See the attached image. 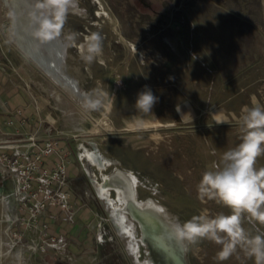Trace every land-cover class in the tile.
I'll return each instance as SVG.
<instances>
[{
    "label": "rangeland",
    "instance_id": "1",
    "mask_svg": "<svg viewBox=\"0 0 264 264\" xmlns=\"http://www.w3.org/2000/svg\"><path fill=\"white\" fill-rule=\"evenodd\" d=\"M34 2L0 0V62L41 107L46 137L67 142L80 169L69 184L93 217L78 234L61 235L43 251L47 223L21 224L17 206L0 190V264H177V257L183 264H254L242 252L217 261L220 246L209 241L185 247L170 225L201 212H228L214 201H201L197 186L202 173L240 142L243 108L253 97L264 105V0H76L64 35L47 43L31 35L27 13ZM18 17L22 21L14 29ZM216 27H230L229 39L220 42L214 33L209 39L207 30ZM73 32L74 42L65 39ZM93 32L103 37V54L86 64L82 46ZM18 34L23 43H17ZM220 48H226L224 55L219 50L214 56ZM36 52L61 66L63 80L77 87L81 101L43 71ZM253 80L261 90L257 96L234 85ZM219 82L226 86L223 93ZM146 85L158 98L147 115L135 108ZM93 89L109 97L99 110L88 111L83 95ZM215 111L228 123H217ZM91 152L101 164L87 159ZM119 172L134 181L142 206L158 209L153 211L161 230L143 227L130 212L125 214L132 235L115 222V210L124 212L128 205L117 201L115 189L103 195L95 182ZM3 173L0 162V187ZM245 227L254 234L264 231V226ZM160 236L161 251L154 246Z\"/></svg>",
    "mask_w": 264,
    "mask_h": 264
},
{
    "label": "clouds",
    "instance_id": "2",
    "mask_svg": "<svg viewBox=\"0 0 264 264\" xmlns=\"http://www.w3.org/2000/svg\"><path fill=\"white\" fill-rule=\"evenodd\" d=\"M75 5L76 0H35L27 13L33 38L47 43L64 35L69 11ZM16 15L13 10L11 16ZM77 35L73 32L65 39L74 42ZM82 49L83 61L92 64L103 54L102 35L91 33ZM108 97V92L93 89L83 95L82 106L85 110L97 111ZM157 101L146 85L138 93L135 108L147 115L152 113ZM242 111L244 131L240 142L223 153L221 163L213 164L202 173L197 186L201 201H214L228 212L216 215L201 212L186 221L177 220L170 228L185 247L202 241L219 245L217 261H227L234 255L239 258L242 252L254 264H264V231L254 234L245 227V223L264 226V166L257 167L258 159L264 156V105L253 97L251 106L246 105ZM224 122L227 121H217Z\"/></svg>",
    "mask_w": 264,
    "mask_h": 264
},
{
    "label": "crops",
    "instance_id": "3",
    "mask_svg": "<svg viewBox=\"0 0 264 264\" xmlns=\"http://www.w3.org/2000/svg\"><path fill=\"white\" fill-rule=\"evenodd\" d=\"M207 31L210 32V35L208 36L209 39L214 33L213 36L215 38H220V42H222L225 38L229 39V35H226V32H230L231 29L230 27H223V29L216 27L214 30L208 29ZM217 32L218 34L216 35L215 33ZM220 32L225 34L220 35ZM208 43L210 44V47H214L213 43L210 41ZM219 50L224 55L226 48L217 49V53H213L214 56L221 53ZM209 58V62L211 63V56H209ZM11 78L12 75L0 62V144H5L0 147L1 152L22 154L29 150V138L31 136L38 137L39 141H43L44 139H47V137L43 132V122L40 115L41 107L39 104H36L37 101L34 100L32 93L27 91L22 85L13 82V78ZM243 82L244 81H240L239 84H237V81H235L234 85L238 88H248V94L252 96H257V91H261L260 89L257 90L258 85L255 80L251 83L246 82L247 84H244ZM221 85V82L217 85V89H220L219 93H223L222 91L226 89V86L219 87ZM216 112L217 111L213 114L214 119L219 121L223 119L224 114L222 112ZM58 142L59 145L57 150L51 156L46 157L44 162L46 166H53L56 161L64 159L67 163L69 183H71V181L77 180L80 177V169L71 156L67 142L65 140H58ZM3 172L4 177H2V186L0 187V190L8 196L16 206V200L13 196L15 189L14 179L4 167ZM69 188L72 192L71 202L74 211L63 212L52 209L47 211L40 220V224L47 223L50 233L57 236L66 235L70 237L71 235L78 234L82 225L90 223L93 217L90 209L85 206L86 204L83 202L82 197L73 191L70 184ZM59 218H61V221L59 225H57V219L59 220Z\"/></svg>",
    "mask_w": 264,
    "mask_h": 264
},
{
    "label": "built area",
    "instance_id": "4",
    "mask_svg": "<svg viewBox=\"0 0 264 264\" xmlns=\"http://www.w3.org/2000/svg\"><path fill=\"white\" fill-rule=\"evenodd\" d=\"M29 142L25 153L0 154V162L14 179L18 221L26 226L40 222L41 216L49 210L68 212L73 208L66 161L60 159L53 166H46L44 162L57 150L58 140L39 141L38 137L31 136ZM43 236V251L59 238L50 232Z\"/></svg>",
    "mask_w": 264,
    "mask_h": 264
},
{
    "label": "bare ground",
    "instance_id": "5",
    "mask_svg": "<svg viewBox=\"0 0 264 264\" xmlns=\"http://www.w3.org/2000/svg\"><path fill=\"white\" fill-rule=\"evenodd\" d=\"M16 7H17V5H16ZM75 9H73V11ZM19 17H21V15ZM21 21H22L21 18L14 20V22H13V24L15 25L14 29H18L17 23L21 22ZM22 38L23 37L20 34H18L17 43L20 40L22 41V42L21 41L20 42L23 43ZM25 53L26 52H24V54ZM25 56L27 57L26 54H25ZM34 56L37 58V60H39V64L41 65V67H43L44 72H46L49 76L53 77L54 80L58 81L59 83H62L61 84L62 87L66 91H68L72 97H76L77 99H79L81 101L82 94L79 92L77 87L70 84L69 81L65 82L63 80L62 75H61L62 69H61L60 65L56 64V62L53 60L47 59L45 57V55H42L39 52H36ZM36 58H35V60H36ZM86 157L88 160H91L94 164H101L102 163V162L100 163L99 156L96 152H91V153L87 154ZM80 159H84V157L83 158L80 157ZM101 166L103 167L104 164H102ZM95 184H96L97 189L106 197L110 196L109 190L115 189L118 193L117 201L119 203H122V204H123V202L127 203L128 206H127V208H125L123 210L124 212H120L119 210L116 209L115 212L113 213V218H114L115 222L122 228V230L126 234L132 235L131 227H129V224H128V217L125 214V213H129V212H130V214L133 215V218L138 223L143 225V227H147V228L153 229V230H156L157 228H159L161 230V226H160L161 221L158 217L155 216L154 212H156V211H153V210H158V209L157 208L154 209L155 206H152L150 203H147L146 205L142 206V204L138 202V199L136 197V192H135V189L133 187V184H134L133 180L130 181L127 176H125L124 174L119 172V173H116L114 175H111V176L105 178L102 183H98L96 181ZM163 241L164 240L160 236L157 239V242L155 240V243H154L155 244L154 246L160 251L163 250V245H164ZM168 256H171L169 254V252H168ZM174 260L177 262V264H183L181 262L180 257L174 258ZM166 264H168V263H166Z\"/></svg>",
    "mask_w": 264,
    "mask_h": 264
}]
</instances>
